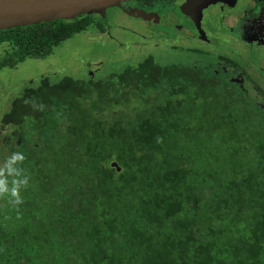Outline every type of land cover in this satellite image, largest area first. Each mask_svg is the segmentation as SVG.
Listing matches in <instances>:
<instances>
[{
	"label": "trees",
	"instance_id": "trees-1",
	"mask_svg": "<svg viewBox=\"0 0 264 264\" xmlns=\"http://www.w3.org/2000/svg\"><path fill=\"white\" fill-rule=\"evenodd\" d=\"M86 28L104 29L91 14L1 28L0 67ZM0 126V264H264V102L146 55L42 78Z\"/></svg>",
	"mask_w": 264,
	"mask_h": 264
},
{
	"label": "rangeland",
	"instance_id": "rangeland-1",
	"mask_svg": "<svg viewBox=\"0 0 264 264\" xmlns=\"http://www.w3.org/2000/svg\"><path fill=\"white\" fill-rule=\"evenodd\" d=\"M205 1L207 0H189L181 5L179 9L186 12L183 8L188 6L192 10L189 12L193 13L190 17L194 19L200 14L201 6ZM132 2L133 0H126L122 5L127 9L139 10L133 6L127 7ZM120 9L119 6H110L105 9L104 14H106L108 22V32H100L95 28H86L61 40L53 47L51 53L45 57H25L18 61L14 67L0 68L2 84L0 85V109L3 105L9 106L11 99L21 92L23 86L28 84L27 81H32L30 84L32 85L41 75H47L49 81H56L62 75L84 79L89 72L92 73L93 79L103 78L111 71H120L127 64H136L146 55H151L160 65L177 62L182 64V60L186 62L191 59L199 60L198 65L200 67L203 64L210 63L209 67L206 69L204 67V74H208L207 72H210L211 69L220 71L222 67L223 69L220 72L228 73L233 65H236L239 69L244 70L246 74L242 75L241 72L236 74L239 85L232 89L234 91H242L253 103L264 102L262 95L259 96L260 92L257 90V88H260L264 92V41L257 44L245 43L248 47L251 46L252 49L246 52L242 45L240 49L244 52L241 53L237 49H232L230 44L229 47L222 41L220 45L212 47L214 53L224 55L221 60L216 58V56H201V58L188 56L186 55L189 54L188 46L206 48L210 47L209 44L205 41L199 43L193 37H185L170 42L175 35L168 34L169 29L170 31L173 30V28L169 27H165L167 32L160 36L156 34L151 39H147L143 35L145 30L140 25L139 20L129 17ZM195 10H199V12ZM162 11L158 8L150 12L151 15L160 18V22H165L164 18L167 17L164 14L162 16ZM150 12L146 11L143 14L147 16V13ZM93 16L100 17L98 14ZM176 19L181 20V15H177ZM195 25L198 32L201 31L202 27L204 28V26L200 27L198 22ZM159 27L163 28L164 26L160 24ZM212 32L213 30L211 29V32L205 30L204 33L211 39L215 37ZM152 42L156 43V45H153ZM170 44L175 46L172 47ZM3 111L5 110L0 111V115ZM9 127L5 126L0 129V144L2 143L4 132ZM1 162L2 159L0 158V167Z\"/></svg>",
	"mask_w": 264,
	"mask_h": 264
},
{
	"label": "flooded vegetation",
	"instance_id": "flooded-vegetation-1",
	"mask_svg": "<svg viewBox=\"0 0 264 264\" xmlns=\"http://www.w3.org/2000/svg\"><path fill=\"white\" fill-rule=\"evenodd\" d=\"M188 1L189 0H133V2L127 6V7L133 6L134 8H138L143 12L146 11L150 12L152 10L159 8L160 10H163L162 16L164 14L167 17V18L163 17L165 19V22H160L161 19L158 18L157 16L151 15V12L147 13L146 16L147 20H144L137 16L128 15L125 12H123L121 9L120 10L129 17L136 18L139 20L140 25L145 30V33L143 35L147 39H151V37L156 34L160 36L164 32H167L166 28L169 27L171 29L173 28V30L170 31L169 29L168 34H173V36L175 35L174 38L170 40V42L185 37L186 38L193 37L199 43H202L201 41H205L207 42V44H209L210 47H206V48L200 46L199 47L188 46L187 49L189 50V54H186L188 56H193V57L198 56L199 58H201V56H208V57L216 56V58H219V60H221L222 58H224L222 57L224 55L222 54L218 55L214 53L212 47L220 45L222 41L228 46L230 44V46H232V49H237L240 53L244 52L242 51V49H240L242 45L246 52L251 51L252 47L251 46L248 47L247 45H245V43L248 42L249 44H257L264 41V0H207L202 4L200 9V14H198V17L194 19L190 17L193 15V13L191 14L189 12L192 10L188 6L183 8L186 12H184L182 9L181 10L179 9L181 5L187 3ZM195 11L199 12V10H195ZM179 14L182 17L181 20L176 19V16ZM159 17L161 16L159 15ZM94 18L100 21V23L103 24L104 27L102 31L99 29L97 30H99L100 32H108L107 29L108 22L106 19V14L98 18L94 16ZM196 22H198L200 27L204 26V28L203 27L201 28L200 32L196 30L197 29L195 25ZM160 24H162L164 27L163 28L159 27ZM211 29L213 30L212 34H214L215 37L210 39L208 38L207 34L204 32L205 30L211 32ZM152 44L156 45V43L153 42ZM170 45L172 47L175 46L174 44H170ZM229 47H227V49H229ZM177 51L179 52V50ZM198 61L199 60L191 59L189 61L183 62L182 60V64L179 62H177L176 64L186 67H192L193 69H196L201 73L205 72L203 70L204 67L206 69L207 67L210 66V63L203 64V66L200 67L198 65ZM15 65H13L12 67H14ZM2 67H9V66H2ZM220 71L217 70L215 71V69H211V71L207 72L208 74L206 75L214 78L215 81L219 83L228 85L231 88L239 85V81L236 78V74H240V72L242 73V75L246 74L244 70L239 69L238 66L236 65H233V67L229 70L228 73L226 72L222 73ZM42 78H47L48 80L47 75H41L40 77H38V79L34 84L30 85L32 81L29 82L27 81L28 84L23 86L21 89L29 86L38 85ZM88 79H93L91 72H89L88 76L82 80H88ZM49 82H54V81H49ZM0 85H2L1 80H0ZM17 95H19V93ZM10 104L9 106L3 105V107L0 109V111L5 110L0 115V120L2 115L6 111H8Z\"/></svg>",
	"mask_w": 264,
	"mask_h": 264
},
{
	"label": "water",
	"instance_id": "water-1",
	"mask_svg": "<svg viewBox=\"0 0 264 264\" xmlns=\"http://www.w3.org/2000/svg\"><path fill=\"white\" fill-rule=\"evenodd\" d=\"M124 1L126 0H0V29L57 18L69 20L80 14L102 16L110 6H119L128 15L147 19L141 10L125 8L122 5ZM110 164L119 168L114 161Z\"/></svg>",
	"mask_w": 264,
	"mask_h": 264
},
{
	"label": "clouds",
	"instance_id": "clouds-1",
	"mask_svg": "<svg viewBox=\"0 0 264 264\" xmlns=\"http://www.w3.org/2000/svg\"><path fill=\"white\" fill-rule=\"evenodd\" d=\"M24 157L18 153H14L13 156L11 157V160H10V163L11 162H15L17 160H23ZM11 171V169H9ZM3 169H0V177L3 176ZM19 183H26V181H21ZM9 192V189L7 187V183L4 179L0 178V196H3L5 193H8ZM11 196L13 197H17L19 196V193H18V190H17V187H13L11 189Z\"/></svg>",
	"mask_w": 264,
	"mask_h": 264
}]
</instances>
